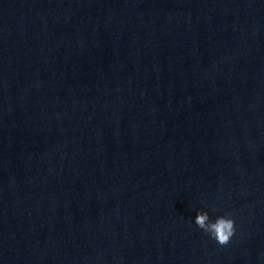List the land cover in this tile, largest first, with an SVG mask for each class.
I'll return each mask as SVG.
<instances>
[{"label":"clouds","instance_id":"9594fccd","mask_svg":"<svg viewBox=\"0 0 264 264\" xmlns=\"http://www.w3.org/2000/svg\"><path fill=\"white\" fill-rule=\"evenodd\" d=\"M195 224L221 246L227 245L235 233V221L230 214L218 216L213 221L208 212L198 211Z\"/></svg>","mask_w":264,"mask_h":264}]
</instances>
